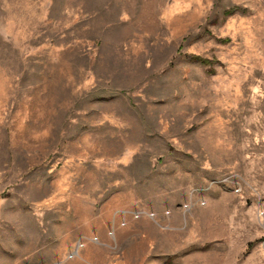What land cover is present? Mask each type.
<instances>
[{
  "label": "rangeland",
  "instance_id": "rangeland-1",
  "mask_svg": "<svg viewBox=\"0 0 264 264\" xmlns=\"http://www.w3.org/2000/svg\"><path fill=\"white\" fill-rule=\"evenodd\" d=\"M0 264H264V0H0Z\"/></svg>",
  "mask_w": 264,
  "mask_h": 264
},
{
  "label": "trees",
  "instance_id": "trees-1",
  "mask_svg": "<svg viewBox=\"0 0 264 264\" xmlns=\"http://www.w3.org/2000/svg\"><path fill=\"white\" fill-rule=\"evenodd\" d=\"M229 13H232V11H230ZM192 59H193L194 61H196V62L201 63L202 65H213V64H214L213 61L205 60V59H203V58H201V57H193Z\"/></svg>",
  "mask_w": 264,
  "mask_h": 264
}]
</instances>
